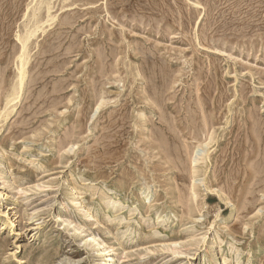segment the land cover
<instances>
[{"label": "rangeland", "instance_id": "374dc122", "mask_svg": "<svg viewBox=\"0 0 264 264\" xmlns=\"http://www.w3.org/2000/svg\"><path fill=\"white\" fill-rule=\"evenodd\" d=\"M108 246L264 264V0H0V264Z\"/></svg>", "mask_w": 264, "mask_h": 264}, {"label": "bare ground", "instance_id": "6f19581e", "mask_svg": "<svg viewBox=\"0 0 264 264\" xmlns=\"http://www.w3.org/2000/svg\"><path fill=\"white\" fill-rule=\"evenodd\" d=\"M48 3V2H47ZM40 7V6H39ZM47 7H49V6H47ZM37 8V7H36ZM49 8H51L52 9V7H51V5H50V7ZM35 9V8H34ZM48 9V8H47ZM34 12H35V10H34ZM48 14L50 15V13L48 12ZM47 14V15H48ZM54 16V15H53ZM49 17V16H48ZM51 18V17H50ZM49 18V19H50ZM53 18V17H52ZM48 20V19H47ZM53 20V19H52ZM51 20V21H52ZM31 32V31H30ZM32 33V32H31ZM36 33V32H35ZM34 35V34H33ZM28 37V36H27ZM28 41V40H27ZM26 41V42H27ZM24 42H25V40H24ZM23 44V43H22ZM26 44V43H25ZM22 46H24V44L22 45ZM26 46V45H25ZM23 48V47H22ZM27 48V47H26ZM23 50H25V49H23ZM26 51H27V49H26ZM25 51V52H26ZM24 54V56H22V57H25V53H23L22 52V55ZM22 57H21V59H22ZM28 61V60H27ZM24 65V64H23ZM22 68H24V67H22ZM21 73V72H20ZM22 82V81H21ZM20 82V83H21ZM15 90V89H14ZM16 95V94H15ZM158 214V213H157ZM161 214V213H160ZM161 215H158V217H160ZM116 241H117V244H120V239H116ZM223 244V243H222ZM99 245V244H98ZM104 248V247H103ZM104 250L106 251L105 252V259H104V263L105 264H115V262H114V257H113V253L111 252V251H114L113 250V248L112 247H107V248H104ZM259 250V249H258ZM104 252V251H103Z\"/></svg>", "mask_w": 264, "mask_h": 264}]
</instances>
